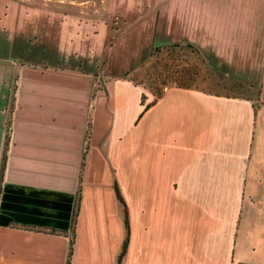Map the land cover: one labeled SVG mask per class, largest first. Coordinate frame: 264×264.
<instances>
[{
    "label": "crops",
    "instance_id": "1",
    "mask_svg": "<svg viewBox=\"0 0 264 264\" xmlns=\"http://www.w3.org/2000/svg\"><path fill=\"white\" fill-rule=\"evenodd\" d=\"M240 13L247 95L97 83L67 42L7 69L0 264H264V0Z\"/></svg>",
    "mask_w": 264,
    "mask_h": 264
},
{
    "label": "rangeland",
    "instance_id": "2",
    "mask_svg": "<svg viewBox=\"0 0 264 264\" xmlns=\"http://www.w3.org/2000/svg\"><path fill=\"white\" fill-rule=\"evenodd\" d=\"M260 2L0 0V89L14 82L7 74L13 63L43 55L51 61L49 55L67 42L66 65L95 72L97 83L125 78L155 97L182 85L250 94L239 76L230 74L229 66L249 49L243 35L232 31L243 20L240 10ZM69 29L73 36L67 39Z\"/></svg>",
    "mask_w": 264,
    "mask_h": 264
},
{
    "label": "trees",
    "instance_id": "3",
    "mask_svg": "<svg viewBox=\"0 0 264 264\" xmlns=\"http://www.w3.org/2000/svg\"><path fill=\"white\" fill-rule=\"evenodd\" d=\"M179 87H189V86H186V85H182V86H179ZM162 93V92H161ZM161 93H158L157 94V97H159L161 95ZM144 101V95L142 96V102ZM150 104L146 105L144 110L149 106ZM118 196V199H119V202L120 204L122 205L123 207V218H124V224H125V229H126V237H125V240H124V243H123V247H122V251L119 255V258H121L124 253H125V250H126V245H127V239H128V216H127V209H126V206H125V203L122 199V197L117 194Z\"/></svg>",
    "mask_w": 264,
    "mask_h": 264
}]
</instances>
